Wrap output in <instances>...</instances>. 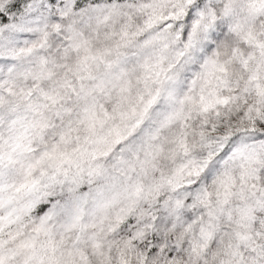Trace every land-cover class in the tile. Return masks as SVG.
Instances as JSON below:
<instances>
[{
	"label": "snow or ice",
	"instance_id": "snow-or-ice-1",
	"mask_svg": "<svg viewBox=\"0 0 264 264\" xmlns=\"http://www.w3.org/2000/svg\"><path fill=\"white\" fill-rule=\"evenodd\" d=\"M0 264H264V0H0Z\"/></svg>",
	"mask_w": 264,
	"mask_h": 264
}]
</instances>
